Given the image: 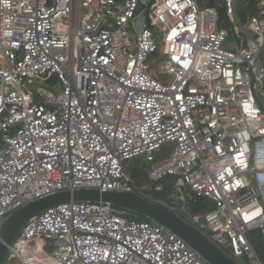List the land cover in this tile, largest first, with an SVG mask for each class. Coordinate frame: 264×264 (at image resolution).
Listing matches in <instances>:
<instances>
[{
	"label": "built area",
	"instance_id": "1",
	"mask_svg": "<svg viewBox=\"0 0 264 264\" xmlns=\"http://www.w3.org/2000/svg\"><path fill=\"white\" fill-rule=\"evenodd\" d=\"M222 1L232 28L210 0H0V226L58 192L129 191L264 264V0L245 22ZM6 261L208 264L158 222L74 199L30 218Z\"/></svg>",
	"mask_w": 264,
	"mask_h": 264
},
{
	"label": "water",
	"instance_id": "2",
	"mask_svg": "<svg viewBox=\"0 0 264 264\" xmlns=\"http://www.w3.org/2000/svg\"><path fill=\"white\" fill-rule=\"evenodd\" d=\"M74 199L76 201H107L116 206L139 212L158 222L184 239L199 252L208 264H234L202 234L197 232L176 213L167 207L151 202L129 191H101L100 189H78L62 191L34 200L10 214L0 226V264H4L13 244L23 226L35 215L50 207Z\"/></svg>",
	"mask_w": 264,
	"mask_h": 264
},
{
	"label": "trees",
	"instance_id": "3",
	"mask_svg": "<svg viewBox=\"0 0 264 264\" xmlns=\"http://www.w3.org/2000/svg\"><path fill=\"white\" fill-rule=\"evenodd\" d=\"M257 2H258V0H250L246 7H242V8H240L238 10L239 17H240L241 21L245 22L248 19L249 16L258 14ZM210 3H211V5H214V6L218 7L219 14H220V19L224 23V25L225 26L227 25L228 27L232 28L233 27V23L228 19L226 4L222 0H210ZM52 80L54 82H56L57 78L53 77ZM172 181H173V178H169V179L166 180V182L168 183L169 186L166 188L165 191L159 193V195L166 196L167 194L171 193V191H172V184H171ZM190 205H191V208H192L193 212H205V211L211 210L214 207L213 201L208 199V198H205L203 196H195L194 199H192L190 201ZM116 207L121 209V210H125L127 216L130 219H135V220H138V221L155 222L151 218H149V217H147L144 214H141L139 212L132 211L130 209L123 208V207H120V206H116ZM253 243L257 247L258 246L260 247V246L263 245V242L261 241L260 238H255L253 240Z\"/></svg>",
	"mask_w": 264,
	"mask_h": 264
},
{
	"label": "rangeland",
	"instance_id": "4",
	"mask_svg": "<svg viewBox=\"0 0 264 264\" xmlns=\"http://www.w3.org/2000/svg\"><path fill=\"white\" fill-rule=\"evenodd\" d=\"M249 1L250 0H238V8H242V7H246L247 6V4L249 3ZM52 82H54L53 80H52ZM263 100H264V98H263ZM128 164H129V166H130V170H131V172H132V174H133V176L136 178V179H140V177L142 176V174H143V168H142V166H141V162H140V160L139 159H132V160H130L129 162H128ZM255 247H256V249L258 250V251H262V250H264V243H263V245L262 246H256V245H254ZM4 264H18L16 261H6V262H4Z\"/></svg>",
	"mask_w": 264,
	"mask_h": 264
},
{
	"label": "crops",
	"instance_id": "5",
	"mask_svg": "<svg viewBox=\"0 0 264 264\" xmlns=\"http://www.w3.org/2000/svg\"><path fill=\"white\" fill-rule=\"evenodd\" d=\"M236 1H237V2H236V3H237V9L239 10L240 8H238V0H236Z\"/></svg>",
	"mask_w": 264,
	"mask_h": 264
}]
</instances>
